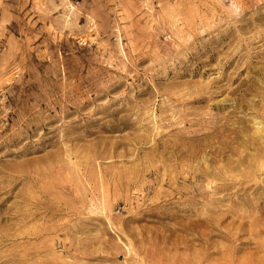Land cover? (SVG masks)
<instances>
[{
  "label": "rangeland",
  "instance_id": "obj_1",
  "mask_svg": "<svg viewBox=\"0 0 264 264\" xmlns=\"http://www.w3.org/2000/svg\"><path fill=\"white\" fill-rule=\"evenodd\" d=\"M0 264H264V0H0Z\"/></svg>",
  "mask_w": 264,
  "mask_h": 264
}]
</instances>
